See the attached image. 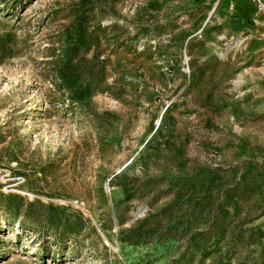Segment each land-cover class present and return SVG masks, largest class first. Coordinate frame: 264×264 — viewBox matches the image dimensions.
I'll return each mask as SVG.
<instances>
[{
    "label": "rangeland",
    "instance_id": "rangeland-1",
    "mask_svg": "<svg viewBox=\"0 0 264 264\" xmlns=\"http://www.w3.org/2000/svg\"><path fill=\"white\" fill-rule=\"evenodd\" d=\"M0 264H264V0H0Z\"/></svg>",
    "mask_w": 264,
    "mask_h": 264
}]
</instances>
